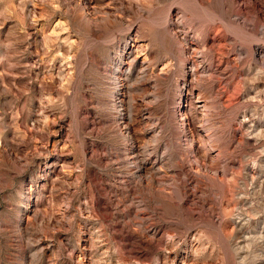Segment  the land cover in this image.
Segmentation results:
<instances>
[{
  "label": "rangeland",
  "instance_id": "1",
  "mask_svg": "<svg viewBox=\"0 0 264 264\" xmlns=\"http://www.w3.org/2000/svg\"><path fill=\"white\" fill-rule=\"evenodd\" d=\"M0 264H264V0H0Z\"/></svg>",
  "mask_w": 264,
  "mask_h": 264
}]
</instances>
